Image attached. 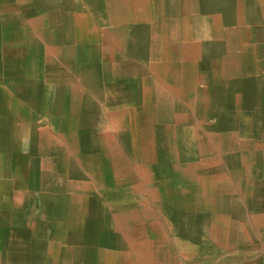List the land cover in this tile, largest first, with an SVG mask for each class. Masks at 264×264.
Instances as JSON below:
<instances>
[{
    "label": "crops",
    "instance_id": "crops-1",
    "mask_svg": "<svg viewBox=\"0 0 264 264\" xmlns=\"http://www.w3.org/2000/svg\"><path fill=\"white\" fill-rule=\"evenodd\" d=\"M234 81L264 130V0H0V264H116L170 185L237 176Z\"/></svg>",
    "mask_w": 264,
    "mask_h": 264
},
{
    "label": "rangeland",
    "instance_id": "rangeland-1",
    "mask_svg": "<svg viewBox=\"0 0 264 264\" xmlns=\"http://www.w3.org/2000/svg\"><path fill=\"white\" fill-rule=\"evenodd\" d=\"M229 66L236 80L239 66ZM238 83L234 81L233 86L235 127L232 133L238 144L230 147V152L238 155L239 160L227 161L237 168V176L231 178L219 170L203 177L199 184L185 188L170 185V190L163 194L164 201L171 210L180 203L182 213L174 210L166 218L168 222L151 227L154 224L151 225L149 215L156 218L157 214L149 210L148 221L140 219L121 226V236L127 240L119 239L117 233L110 242L114 251L120 253L115 258L116 264H264V206L259 202L264 188V143L257 144L254 140L259 131L264 136V130L257 126L256 113L252 116L253 124L246 126L251 115L245 117L240 103L243 92ZM210 147L220 159L218 166L225 164L221 160L225 154L219 145L211 144ZM202 148L206 149L208 157L212 155L208 145L202 143ZM203 156L202 164L208 162L210 166L213 158L207 160L208 157ZM178 214L184 215L185 220L181 235L187 237L185 243L194 246L188 254L173 239L174 233L169 238Z\"/></svg>",
    "mask_w": 264,
    "mask_h": 264
},
{
    "label": "bare ground",
    "instance_id": "bare-ground-1",
    "mask_svg": "<svg viewBox=\"0 0 264 264\" xmlns=\"http://www.w3.org/2000/svg\"><path fill=\"white\" fill-rule=\"evenodd\" d=\"M246 218V217H245Z\"/></svg>",
    "mask_w": 264,
    "mask_h": 264
}]
</instances>
